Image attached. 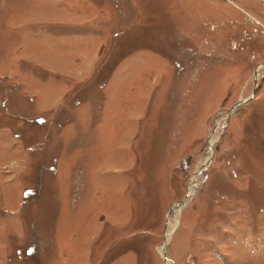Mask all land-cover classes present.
Wrapping results in <instances>:
<instances>
[{"label":"rangeland","instance_id":"obj_1","mask_svg":"<svg viewBox=\"0 0 264 264\" xmlns=\"http://www.w3.org/2000/svg\"><path fill=\"white\" fill-rule=\"evenodd\" d=\"M0 264H264V0H0Z\"/></svg>","mask_w":264,"mask_h":264},{"label":"bare ground","instance_id":"obj_2","mask_svg":"<svg viewBox=\"0 0 264 264\" xmlns=\"http://www.w3.org/2000/svg\"><path fill=\"white\" fill-rule=\"evenodd\" d=\"M213 144H214V139L213 140H211V142H210V148H209V157L213 154Z\"/></svg>","mask_w":264,"mask_h":264}]
</instances>
